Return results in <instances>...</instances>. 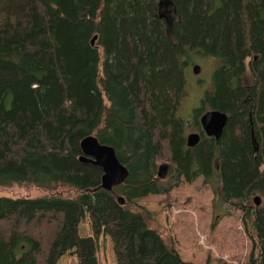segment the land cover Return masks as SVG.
Segmentation results:
<instances>
[{"label": "trees", "instance_id": "1", "mask_svg": "<svg viewBox=\"0 0 264 264\" xmlns=\"http://www.w3.org/2000/svg\"><path fill=\"white\" fill-rule=\"evenodd\" d=\"M198 55L218 63L188 147L176 110ZM208 109L227 117L217 139L197 122ZM86 135L127 170L111 190L78 160ZM198 176L241 211L252 243L245 261L216 264H264V0H0V185L73 190L0 196V264H57L70 249L97 264L100 235L115 264H193L134 199Z\"/></svg>", "mask_w": 264, "mask_h": 264}, {"label": "rangeland", "instance_id": "2", "mask_svg": "<svg viewBox=\"0 0 264 264\" xmlns=\"http://www.w3.org/2000/svg\"><path fill=\"white\" fill-rule=\"evenodd\" d=\"M163 11L167 12L166 9ZM192 60L191 65H198L199 70L193 73L191 65L184 69V86L176 110V115L184 124L191 121L192 110L199 105L200 98L209 88L211 72L218 63L208 56L198 55ZM190 132H197L193 122L185 127V134ZM51 193L68 195L73 190L67 187L46 190L33 184L0 185V196L4 197H35ZM258 198L259 202L263 199L261 196ZM134 201L149 212L157 226L164 228L163 233L165 231L170 237L174 250L183 261L216 264L220 261L239 263L247 259L252 243L241 222V211L235 205L219 202L210 184L200 176L191 182L180 179L167 193L149 194ZM218 214H221L220 218L211 227L212 217ZM78 234H91L86 215L78 223ZM96 260L97 264H115L106 235L98 237ZM57 264H75L73 249L60 256Z\"/></svg>", "mask_w": 264, "mask_h": 264}, {"label": "water", "instance_id": "3", "mask_svg": "<svg viewBox=\"0 0 264 264\" xmlns=\"http://www.w3.org/2000/svg\"><path fill=\"white\" fill-rule=\"evenodd\" d=\"M92 37L90 43L93 41ZM199 66L192 65V72L197 73ZM227 117L224 112L216 109H208L203 111L198 117V125L205 136H211L217 139L226 123ZM199 135L197 132H190L185 135V143L188 147L197 143ZM79 155L78 160L81 162H89L101 169L99 177V187L105 190H111L113 186L122 183L126 176L127 170L116 158L114 150L111 146L98 142L95 136L86 135L78 141ZM166 171L165 165L157 166V176H163ZM118 202H122V198H117ZM254 205L259 204L258 196H253Z\"/></svg>", "mask_w": 264, "mask_h": 264}, {"label": "flooded vegetation", "instance_id": "4", "mask_svg": "<svg viewBox=\"0 0 264 264\" xmlns=\"http://www.w3.org/2000/svg\"><path fill=\"white\" fill-rule=\"evenodd\" d=\"M161 11V10H160ZM162 11H163V9H162ZM166 11H163V13H165Z\"/></svg>", "mask_w": 264, "mask_h": 264}]
</instances>
